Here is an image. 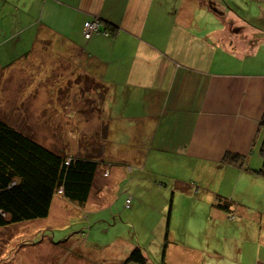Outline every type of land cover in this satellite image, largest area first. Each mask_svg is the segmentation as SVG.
<instances>
[{
	"label": "crops",
	"instance_id": "crops-1",
	"mask_svg": "<svg viewBox=\"0 0 264 264\" xmlns=\"http://www.w3.org/2000/svg\"><path fill=\"white\" fill-rule=\"evenodd\" d=\"M235 1L243 2L0 0L1 109L10 96L22 104L18 96L27 80L43 71L47 77L48 71L67 73L73 88L76 79L82 87L89 76L106 86V99L111 91L120 94L111 108L107 100L102 105L113 116L108 137L133 138V156L145 166H153L155 157L173 165L165 173L189 208L176 226L178 238L166 220L156 232L162 241L152 239L143 250L148 257L163 247L160 264H213V256L224 263L232 254L241 256V264H264V175L255 171H264V26L250 21L256 8L247 15L242 10L245 16L230 9ZM202 13L215 25L205 35L198 32L207 27L192 22ZM94 18L101 30L104 22L115 30L85 38L84 22ZM26 56V66L15 67ZM57 91L49 79L44 93L36 87L28 95ZM115 152L111 146L104 151L98 174L124 171L112 165ZM230 154L240 162L224 161ZM219 196L232 201L229 212L217 207ZM253 204L260 210L242 209ZM247 220L261 235L257 231L254 242L241 237ZM235 236L229 250L225 242Z\"/></svg>",
	"mask_w": 264,
	"mask_h": 264
},
{
	"label": "rangeland",
	"instance_id": "rangeland-1",
	"mask_svg": "<svg viewBox=\"0 0 264 264\" xmlns=\"http://www.w3.org/2000/svg\"><path fill=\"white\" fill-rule=\"evenodd\" d=\"M240 1L243 2L235 1L238 6L233 4V8H229L243 16L256 8L258 13L249 15L250 21L264 26V0ZM242 10L245 15L240 13ZM200 16L196 14L192 22H198L202 29L207 27L198 32L205 35L210 27L215 25L209 14L202 13ZM25 61H30L29 56L21 57L18 61L21 63L15 64V67L26 66ZM47 75L48 77L43 71L27 80L26 90L18 96V99L24 100L22 104H18L16 96H10V102L3 109L0 108V118L5 121L4 126L11 128L17 138L22 134L20 131L27 132L38 146L63 152L62 155L66 157L91 156V151L100 155L102 149L105 151L111 146L116 151L111 159L113 164L110 161L106 165L119 166L124 168V171L119 174L111 173L109 176L98 174L83 205L66 199L60 189L52 190L48 211L46 215L42 214L38 218L15 219L16 216L9 206H6V202L4 208H8L12 216L4 214L1 210V216L4 215L7 219L2 220L0 216V264H123L124 256L134 246L147 251L148 243L152 239L162 241L156 232L165 228L166 220L170 221L171 231L178 238L176 226L184 223L189 204L182 203V199L178 198L179 193L171 184L173 179L170 174L165 173L170 171L173 165L166 166L160 163L159 157H155L156 163L153 166H145L143 158L136 159L133 156L135 144L130 141L133 138L125 140V134L122 133L117 137H108L109 144L100 145L103 142L98 138V130L100 123L104 127L108 126L104 122L108 110L102 111L99 107L106 101L107 94H103V97L98 86L87 80L80 87V79H76L74 87H77L73 88L71 83L75 79H70L67 73L56 75L48 71ZM49 79L58 85L56 94L36 95L35 99L31 98L32 93L28 95L36 87L40 89L39 94L44 93ZM12 86L10 91L13 90ZM110 95L107 101L111 108L118 102L120 94H113L111 91ZM79 108H88V111L81 115L78 114ZM107 117L110 120L113 116L107 114ZM28 145L32 144L28 142ZM7 149L17 152L15 147L10 146ZM34 154L47 153L38 149ZM50 159L49 156V161ZM30 160L28 156V163ZM134 161L138 165L134 164ZM170 161L169 159L168 163ZM102 165L103 163L100 167ZM23 167L28 173H34L30 163H25ZM32 195L38 198L35 194ZM172 195L175 196L172 198ZM242 209L246 213L260 210L254 204L253 208L248 206ZM188 225L187 222V227ZM257 231L259 239L261 235L256 224L247 220L243 224L241 237H248L246 243L254 242V238L257 240ZM164 240L166 245L168 239ZM236 240L237 236L226 241L225 246L230 250L235 246ZM258 241L261 242V239ZM154 246L155 244L152 245ZM162 249L163 247H157L148 256V261L160 264ZM212 258L213 264H241V256L236 258L235 254L226 255L228 260L224 263L215 262L216 256ZM244 258L247 259L248 256L244 255ZM148 261L146 263L151 264Z\"/></svg>",
	"mask_w": 264,
	"mask_h": 264
},
{
	"label": "trees",
	"instance_id": "trees-1",
	"mask_svg": "<svg viewBox=\"0 0 264 264\" xmlns=\"http://www.w3.org/2000/svg\"><path fill=\"white\" fill-rule=\"evenodd\" d=\"M94 20L98 22L97 28L90 32L89 36H86L85 23ZM99 21L100 20L94 18L84 22L83 35L85 38H89L94 32L102 31L105 35H109L110 32L115 30V27L108 22H104V26H102L103 30H101L99 28ZM86 80L87 82L95 83L101 91L100 94L106 95V86L96 82L89 76ZM99 110L104 111L102 106L99 107ZM86 111H88V108H82L78 114L82 115ZM107 118L105 113L104 122L108 124L109 118ZM3 122L5 121L0 118V123H2L0 124V216L2 214L1 210L4 214L10 215V217L12 216L10 210L4 208L6 202L8 203L6 206H9L12 213L16 216L14 217L15 219H33L41 217L42 214L46 215L52 190L56 191L60 189L66 199L77 202L79 205H83L87 201L90 191L96 181L99 167L103 163L104 157L102 155H104V149L101 148L100 155L91 151V156L79 155L66 157V155H62L63 152L59 153L38 146L35 144L33 137L27 135V132L20 131L22 134L17 138L14 131L11 130V128H6ZM98 138L103 142L100 145L105 143L109 144L107 140L108 126L104 127L103 124L100 123ZM28 142L32 145L27 146ZM8 145L17 148V152L9 151L7 148L10 146ZM38 149L46 151L51 157L50 161L47 154H34ZM262 154L264 156V149ZM28 156L31 158L29 163L34 172L31 174L23 167L25 163L29 164L27 161ZM239 158V156L230 154L224 161L238 163L240 162ZM238 165L241 166L240 163ZM255 171L260 173L263 172L264 175L262 169ZM33 188H35V190ZM32 194H35L38 198L34 197ZM13 199L17 201L12 202L11 200ZM231 204V200L222 196H219L216 202L217 207L227 212H229ZM1 218H3L2 220L7 219L4 215L3 217L1 216ZM147 261L148 257L145 255L143 249L139 246H135L129 252L124 262L125 264L130 262L133 264H144Z\"/></svg>",
	"mask_w": 264,
	"mask_h": 264
},
{
	"label": "built area",
	"instance_id": "built-area-1",
	"mask_svg": "<svg viewBox=\"0 0 264 264\" xmlns=\"http://www.w3.org/2000/svg\"><path fill=\"white\" fill-rule=\"evenodd\" d=\"M93 24H95V25H93ZM92 25H93V27H92ZM97 25H98V22L96 20L85 23L86 36H89L90 32L96 30Z\"/></svg>",
	"mask_w": 264,
	"mask_h": 264
}]
</instances>
